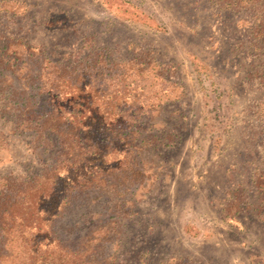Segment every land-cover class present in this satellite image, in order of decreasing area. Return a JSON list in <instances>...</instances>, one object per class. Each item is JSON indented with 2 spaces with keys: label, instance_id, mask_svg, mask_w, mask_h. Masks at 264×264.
<instances>
[{
  "label": "rangeland",
  "instance_id": "rangeland-1",
  "mask_svg": "<svg viewBox=\"0 0 264 264\" xmlns=\"http://www.w3.org/2000/svg\"><path fill=\"white\" fill-rule=\"evenodd\" d=\"M73 111L88 165L115 168L92 183L50 128ZM30 189L100 264H264V7L0 0V216ZM1 226L0 264H25Z\"/></svg>",
  "mask_w": 264,
  "mask_h": 264
},
{
  "label": "trees",
  "instance_id": "trees-1",
  "mask_svg": "<svg viewBox=\"0 0 264 264\" xmlns=\"http://www.w3.org/2000/svg\"><path fill=\"white\" fill-rule=\"evenodd\" d=\"M212 2L219 4L222 7L230 9H250L258 11L260 7H264V0H212ZM77 78V82L79 81ZM72 93L65 97L70 103H74V109L78 106L82 107L81 111L93 113L92 106L93 101L90 99L89 103L82 102L83 98L80 95H84L87 92L86 87L81 88L78 84L73 85ZM81 111H73L70 118L63 117L55 118L53 113L51 114V126L52 131L58 136L59 146L61 150L68 151V154L73 156V161L70 162L71 167H75L78 164L88 167V172L85 174L84 179L92 183L103 174L110 175L115 171L114 166L102 163L97 167L88 165L91 160V156L94 153L84 152L85 147L82 146L81 140L86 134L83 132L82 127L88 121L78 118ZM105 120V119H104ZM101 126L109 125L108 122L102 121L100 118L96 120V124ZM95 126L94 123H90L89 127ZM67 129V130H66ZM98 131V129L96 130ZM94 134V133H93ZM101 157H105L106 154L99 153ZM71 161V160H70ZM82 166V167H83ZM60 178V177H59ZM263 183L258 185L262 187ZM33 189L26 190L22 198L14 201L6 200L4 207L5 213L0 216L1 227L4 229V235L15 236L14 222H18L22 229L17 233L18 238H22L25 241L23 249L28 256V261L25 264H100L97 257V250L100 246L92 245L93 239L88 240V245L80 248H70L64 244V242L56 236V232L53 230L50 223L53 222V215L59 217V212L49 213L47 207L44 204L53 206L56 208L60 206L61 200L54 193H43L40 190ZM12 210V212H11ZM42 215H44L42 217ZM52 217V218H51ZM43 223H48L46 227ZM33 229V232H25L23 229ZM5 245V244H4ZM6 249L7 246L5 245ZM63 253L59 255L58 252Z\"/></svg>",
  "mask_w": 264,
  "mask_h": 264
}]
</instances>
